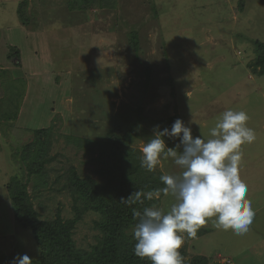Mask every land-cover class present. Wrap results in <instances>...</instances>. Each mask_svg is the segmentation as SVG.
<instances>
[{"label":"rangeland","instance_id":"374dc122","mask_svg":"<svg viewBox=\"0 0 264 264\" xmlns=\"http://www.w3.org/2000/svg\"><path fill=\"white\" fill-rule=\"evenodd\" d=\"M22 1H7L0 15V261L35 260L39 253L31 232L14 219L11 178L27 183L40 221L70 220L67 178L75 171L105 181L101 153L110 134L131 136L128 150L141 161L144 144L164 129L158 121L178 116L194 137L207 140L220 114L233 109L247 113L256 133L241 146L239 164L252 223L236 235L212 218L198 230L203 235L184 233L181 247L187 260L264 264V76L248 67L254 42L264 43V0H109L108 9L92 0L81 10L72 8L74 0H27L20 17ZM41 128L50 132L38 144ZM163 139L169 148L179 144ZM37 152L40 174H29ZM182 171L172 157L154 170ZM174 203L163 195L154 208L166 213ZM99 217L87 211L76 224L77 248L96 243Z\"/></svg>","mask_w":264,"mask_h":264},{"label":"clouds","instance_id":"9594fccd","mask_svg":"<svg viewBox=\"0 0 264 264\" xmlns=\"http://www.w3.org/2000/svg\"><path fill=\"white\" fill-rule=\"evenodd\" d=\"M249 117L244 111L227 109L210 129L211 139L193 136L192 129L177 118L171 128L156 130L142 147L141 167L154 171L163 157H172L183 169L180 175H162L165 195L175 197L166 213L147 207L143 213L134 210L138 218L132 235L136 241L134 254L147 257L152 264H183L179 249L184 233L196 238L197 231L210 219L217 228L231 229L243 235L255 215L248 200L247 184L240 178L241 146L252 143L256 133L247 126ZM159 129V125L155 126ZM163 137L179 138L182 152L166 146ZM159 191L156 193L158 196ZM153 193L146 194L152 199ZM14 264H32L27 255L14 258Z\"/></svg>","mask_w":264,"mask_h":264},{"label":"trees","instance_id":"16d2710c","mask_svg":"<svg viewBox=\"0 0 264 264\" xmlns=\"http://www.w3.org/2000/svg\"><path fill=\"white\" fill-rule=\"evenodd\" d=\"M26 3L27 0L20 3V17L24 16ZM91 4L92 0H74L72 8L81 10ZM112 5L109 0H100L98 3L101 9H108ZM21 19L27 22V19ZM248 67L253 75L264 76V43L254 42V59ZM177 118L179 117L173 116L158 121L157 124L170 129ZM141 120L136 119L137 122ZM49 132L50 128L35 131V142L39 144ZM131 139L126 134L120 137L116 132L108 136L101 153L103 164L107 167L100 172L105 177L103 183L71 171L67 178V188L72 198L74 217L70 220L57 217L53 222L40 221L30 202L27 183L11 178L6 190L14 211V219L21 228L31 232L38 247V257L32 260V264H152L147 257L140 258L134 254L136 241L132 233L128 234L126 231L138 223V218L133 214L134 210L143 213L147 207L158 208L161 197L165 195L160 190L165 185L160 179V172H149L141 167L140 158L136 157L133 150H128L127 145ZM98 144L104 145L100 142ZM43 146L45 147L44 144ZM41 156L42 153L37 152L31 158V164L27 165L29 174H40L37 159ZM158 191L160 194L156 196ZM149 192L153 193L152 199L146 198ZM87 211H95L100 215L99 221L95 222L99 234L96 243L88 250H83L75 246L72 236L76 224ZM198 233L201 236L204 231ZM179 251L183 264H209V260L202 256L187 260L184 248L181 247ZM0 264L14 262L3 258Z\"/></svg>","mask_w":264,"mask_h":264},{"label":"crops","instance_id":"0c3cea01","mask_svg":"<svg viewBox=\"0 0 264 264\" xmlns=\"http://www.w3.org/2000/svg\"><path fill=\"white\" fill-rule=\"evenodd\" d=\"M7 1L9 0H0V15H2L4 12H5V9H4V5L7 3ZM14 2V1H13ZM19 3V2H18ZM18 3H15V4H18ZM23 31V30H22ZM1 40V39H0ZM8 39H5V41H7ZM2 68L0 67V70ZM4 70V69H3Z\"/></svg>","mask_w":264,"mask_h":264}]
</instances>
